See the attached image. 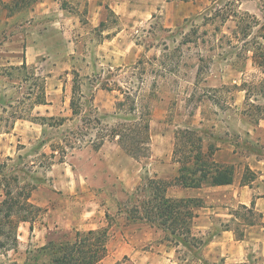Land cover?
<instances>
[{
    "label": "rangeland",
    "instance_id": "rangeland-1",
    "mask_svg": "<svg viewBox=\"0 0 264 264\" xmlns=\"http://www.w3.org/2000/svg\"><path fill=\"white\" fill-rule=\"evenodd\" d=\"M2 1L14 11L0 3V200L10 180L31 190L42 211L20 224L15 248H0V264H50L58 247L50 242L105 228L100 264H140L142 257L151 264L167 252L177 264H202L194 256L201 245L192 251L162 231L150 243V228H133L151 225L132 209L150 196L152 155L135 159L110 138L101 148L95 143L107 126L126 122L130 106L137 114L150 109L153 142L170 133L159 147L179 149L189 132L177 138V131H197L213 167L211 151L229 146L235 155L215 164L232 167L264 197V0ZM41 95L46 104L38 103ZM183 175L202 181L199 171ZM93 202L103 214L95 228H29L44 222L47 205L75 203L83 212ZM232 227L238 238L258 233L264 211L235 202ZM124 237L144 239L145 252L132 250L135 241L121 244ZM249 242V262L238 264H264L263 242Z\"/></svg>",
    "mask_w": 264,
    "mask_h": 264
},
{
    "label": "trees",
    "instance_id": "trees-1",
    "mask_svg": "<svg viewBox=\"0 0 264 264\" xmlns=\"http://www.w3.org/2000/svg\"><path fill=\"white\" fill-rule=\"evenodd\" d=\"M37 0H21L23 4L36 2ZM0 3L14 11L13 6H9L6 2L0 0ZM15 4V6H17ZM259 88V87H258ZM79 86L75 85V90ZM76 92V91H74ZM41 95L38 103L46 104V100ZM129 96H127L128 98ZM77 101L79 98L75 96L71 100V108L76 115L79 113ZM125 101H120L119 107L125 105ZM135 105L130 106L129 113L124 116L125 123L118 122L115 125L107 126L108 133L100 136V142L95 143V148H100L107 138L117 140L118 144L131 156L135 158L148 157L151 153L150 148V120L151 110L141 114L136 113ZM264 119V116H259V119ZM129 121V122H127ZM189 132L187 140L183 147L175 149L174 153L177 156L181 152V156H177L178 161L182 164L180 167L181 175L177 182L184 186L197 187L202 181L211 178V183L227 184L233 180L234 169L231 167L220 168L215 162H211L210 166L205 160L203 152V138L197 134V131L189 130L188 128L177 131L176 137H179V132ZM181 134V133H180ZM213 152L211 151V154ZM189 171L191 174L201 172V182L186 181L183 173ZM8 180V179H7ZM5 179V181H7ZM181 181V182H180ZM173 182L162 178H149L148 190L150 196L135 209H132L133 218L145 220L152 226L162 229L165 233H169L174 238L176 244L182 243L188 249L194 251V247L199 249L203 244V240L198 244L193 242L198 239L193 234V223L198 215L197 209L202 206V201L197 198H171L167 196V189ZM2 185V184H1ZM12 182L8 180L4 187L6 188V198L0 200V248H15L18 242V228L22 222H33L37 217L36 214L42 211L41 206H37L31 202V190H27L25 186H12ZM18 189V190H17ZM248 211H254L253 207L242 206ZM254 222L252 223V225ZM33 230V225H31ZM109 228L102 230H89L87 232H77L76 238L73 240H64L63 242H50L55 247L54 256L50 264H100L101 260L107 254V243L109 240ZM194 246V247H193ZM196 253V251H195ZM197 260L201 259L203 264H206L201 258V254L194 255Z\"/></svg>",
    "mask_w": 264,
    "mask_h": 264
},
{
    "label": "crops",
    "instance_id": "crops-1",
    "mask_svg": "<svg viewBox=\"0 0 264 264\" xmlns=\"http://www.w3.org/2000/svg\"><path fill=\"white\" fill-rule=\"evenodd\" d=\"M153 117V110H151L150 133L151 144L153 143V146L151 147L150 156L152 155V163H154L153 170L155 177L173 182L167 189L168 197H191L200 199L201 201L203 200L202 206L197 209L198 215L195 217L192 227L193 234L195 236H201L203 239V244L200 247L201 258L204 261L213 264L219 261L226 264L247 263V261L249 262V253L251 251V247H249V240L255 239L257 241H262L264 244V228L258 231V233L250 232L249 235L247 233L244 238H238L236 236L235 229L232 227V223L235 222V202L237 205L247 206L249 208L253 207L254 210L256 209L262 212L264 211V197L255 196L253 193L255 189L251 183L244 180L243 177H236L235 170L232 182L227 184H214L210 181L207 182L204 180L197 187H189L183 186L181 183L177 182L179 177H177L176 173L173 174V170H179L180 162L177 158L175 160L173 158L175 150L170 147L165 150L158 146L159 141H162L165 137L170 139V133L166 132L156 135V140L153 142ZM104 144L105 143H103V145ZM208 151V148L203 147L205 157L207 156ZM230 151L232 155H235V152L232 148L221 145L210 156L213 157L214 161L224 163L227 162L226 158ZM252 182L254 183V181ZM75 203H73L71 206H65L64 204L47 205L44 207V222L41 221V225L36 227L35 221V224H30L29 228L31 229V225H33V229L45 228L48 231L52 228L66 230L72 228L73 226H77V228L80 230L83 228H95L96 225L101 222V216L103 219L102 210L98 208V204L96 202L85 205L83 212H81V208H79ZM81 220H84L83 222L85 223H81ZM86 220H88L89 223H86ZM119 228L131 227L121 225ZM133 228H150L149 236L145 238L150 241V243L154 242V236H152L154 233L158 234L160 231L164 232L158 227L147 224L136 225ZM143 240L144 239H140V241H136L132 240L131 238L124 237L121 244H125L126 246L130 242L135 241L133 243L132 250L137 251L138 254H143L145 251L139 246L140 243L143 244ZM154 246L155 245H152L151 248ZM170 255L171 254L167 252V256L160 255L162 258L160 257L159 261H152L150 263L177 264L175 260H172L173 258H170ZM145 259L146 257H142L140 264H149ZM199 262L203 264L201 259H199Z\"/></svg>",
    "mask_w": 264,
    "mask_h": 264
}]
</instances>
